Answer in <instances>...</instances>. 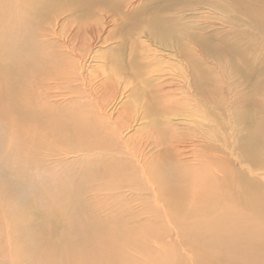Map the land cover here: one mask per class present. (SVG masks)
I'll list each match as a JSON object with an SVG mask.
<instances>
[{
	"label": "bare ground",
	"instance_id": "1",
	"mask_svg": "<svg viewBox=\"0 0 264 264\" xmlns=\"http://www.w3.org/2000/svg\"><path fill=\"white\" fill-rule=\"evenodd\" d=\"M260 1L231 2L244 23L230 37L249 43V29L264 30ZM183 3L0 0V72L15 87L5 96L12 122L3 131L4 165L22 166L4 174V188L15 196L8 194L11 206L0 201V264L86 263L88 247L96 264H186V257L194 264H264V184L243 170L264 174V60L252 62L249 49L226 34L185 30L177 20ZM142 35L164 49L176 46L190 78L160 68L151 84L155 60ZM184 37L203 49L210 68ZM99 43L116 46L92 57L100 70L86 77L85 56ZM221 64L248 90L237 91L229 110L240 128L234 160L242 170L213 144L220 136L210 125L204 133L198 125L180 133L163 116L177 96L190 101L183 97L189 82L206 102L228 109L222 95L232 93L233 80ZM124 79L135 83L128 93ZM137 121L144 122L125 140V125ZM45 130L57 133L49 140ZM159 228L174 232L179 245L172 258L155 250L151 260L147 245H136L149 239L137 234ZM184 246L193 253L178 254Z\"/></svg>",
	"mask_w": 264,
	"mask_h": 264
},
{
	"label": "rangeland",
	"instance_id": "2",
	"mask_svg": "<svg viewBox=\"0 0 264 264\" xmlns=\"http://www.w3.org/2000/svg\"><path fill=\"white\" fill-rule=\"evenodd\" d=\"M132 2L133 6H137L140 4H145L146 2L150 0H129ZM219 2V0H216ZM233 0H227V2L224 3V0H220L222 4H220V7L218 9H213L211 6L203 5V0H184V3L181 5L182 9L180 11V15L177 16L178 24L183 27L185 30L188 31H195L199 36L206 37L208 32H211L212 35L217 34V37H222L223 35H227L229 39L235 41L236 43L239 42V48H245L247 47L249 49L250 57L253 58L251 61L258 63L261 62V60H264V30H257L255 28L248 30V41L249 43H245L240 41L237 38L230 37L227 32L232 30H241L243 28V18L239 17L238 12L236 11L237 6L231 4ZM261 7L263 8L264 12V0L260 1ZM114 26L110 25L108 27L109 29H112ZM141 42H143L147 48L151 52V58L152 61L155 60L154 64L151 67H154V70L152 69L148 76L150 77L151 84H154L156 81L155 79L158 77V73H155V69H164L165 72L169 75H174L176 79V74L184 76L186 79L190 78V67L188 65L187 60L184 58L182 54H180L179 49L176 46H171L170 48H162L159 47L157 44L153 43L147 36L142 35L139 39ZM183 44H188L192 47H195L196 44L192 43L190 44L191 40L187 39L186 37L182 40ZM116 46V43H112L106 46H103L101 43H99L97 46L93 47L92 49L89 48V52L85 56V62L87 65V69L83 70V74L86 77H89V74L92 71H99L100 69H95L97 65L100 63H94L92 61V57L95 55H99L102 52H105L107 50H110L112 47ZM174 47V48H173ZM154 52V53H153ZM194 54L198 55V59L202 63V67L204 68H210L208 64V57L204 56L203 49L201 47H195ZM162 55V56H161ZM94 65V67H92ZM223 69L226 71L224 74L226 76H229L233 81H230L233 83V88H231V94H223L222 97L225 99V102L229 103V107L227 109V104L220 103V106L215 102V105L210 102H206L204 98L196 91L195 87L190 84V93H185L183 95L184 98H189L190 101H180L179 96L175 98V103L173 106V109L170 110L168 115H163L165 120L169 121L170 123L174 124L177 129H179L180 133H184L186 129L189 127L198 125L201 128V131L204 133L206 132V127L210 125L213 130H216L217 134L220 136V138L216 137V140L218 143L213 142V144H222L227 152L230 153L232 156V159L234 161L235 168L237 170H242L241 165L235 161L236 155V148H237V139L240 134V128L237 125L235 115L230 114V106L233 105L232 99L237 98V91L239 92V95H243L248 90L245 86L241 84V80L239 78L233 79L232 78V72L229 68H227L224 64H221ZM158 66V67H157ZM102 75H106L108 71L106 69H103L101 71ZM188 78H187V77ZM123 82H126L127 87L125 91L128 93L129 90L135 86V83L128 84V79H124ZM123 82H121L122 86H124ZM187 83V82H185ZM241 86H238V85ZM234 90V92L232 91ZM15 90V87L12 85V87L9 85V83L6 82L5 76L2 72H0V201L2 203L8 201L9 205L11 206L13 201L10 198L8 194L14 195V192L10 190H6L4 188L5 184V177L8 174V169L10 167L13 169L14 172L18 173L20 172L22 166H20L17 163H13L10 165H4V160L7 157V145H6V138L3 137V131L4 129L8 128L12 122L9 114L5 113L6 110V103L5 100L6 93L9 94V91H11V94ZM127 97V95H125ZM128 98V97H127ZM121 98H118L117 101H120ZM131 102L133 100L129 99ZM214 99H212L213 101ZM227 100V101H226ZM128 100L126 98H122V103H126ZM121 103V104H122ZM263 107H264V99L262 101ZM143 105V103L137 104ZM133 109L132 111L136 110ZM4 116H2V114ZM135 113V111H134ZM140 113V114H139ZM143 112L138 109L137 110V116L142 115ZM167 114V113H166ZM146 120V119H145ZM144 121H137L131 124V128L127 129L125 125L124 137L125 140L130 137V140H132L131 136L135 134V130L138 129L139 123H142ZM29 124V131L30 134H34L31 131V127L33 126L31 123ZM26 124V125H27ZM28 131V132H29ZM43 134H48L50 138L49 140H52L54 138V135L57 133V130L54 132H50V130H45ZM17 141V139H16ZM20 143V142H18ZM152 146H156V144H152ZM157 149L151 150V152H156ZM150 152V153H151ZM157 154V153H156ZM155 154V155H156ZM155 155H153L152 158V165H154V162L158 159L155 158ZM219 158V157H216ZM34 165V164H33ZM151 165V166H152ZM244 171L248 173V175H252L253 178L261 179L264 184V174L260 173L258 170H249L245 167L243 168ZM5 174V177H4ZM43 185L46 184V182L42 183ZM59 186H63L62 184ZM75 187V186H74ZM65 190V189H64ZM14 200L17 197H12ZM2 208V206H1ZM20 209V206L17 207ZM2 210H5V207L2 208ZM6 212H10L7 210ZM153 228L157 229V226H152ZM152 234V235H151ZM173 234V235H172ZM157 236V237H155ZM168 236V237H167ZM175 236V237H174ZM177 235L172 232H161L160 228L159 231H140L137 234L138 238H145L146 240L149 239V241L143 242L136 240V245L138 246H145L147 245V249L149 251H146L148 253H152L149 255V259H154V251L155 250H161L163 253L165 251V258H172L174 253V246L179 245L177 244ZM165 237V238H164ZM148 238V239H147ZM153 238V239H152ZM151 239V240H150ZM158 239V240H157ZM172 239V240H171ZM155 240V242H154ZM163 240V241H162ZM166 240V241H165ZM153 241V242H152ZM160 242V243H159ZM149 243V244H148ZM141 244V245H140ZM149 245V246H148ZM156 245V246H155ZM159 245V246H158ZM163 245V247H162ZM158 246V248H157ZM173 246V247H172ZM154 248V249H153ZM173 250V251H172ZM175 250L178 254L180 252L182 253H193L192 248H188L186 246L184 247H176ZM87 251L91 254L90 259L86 260V263H83L80 261V259H74L73 264H96V257H93L92 254L95 253V251H92L91 248H87ZM172 254V255H171ZM191 256V254H189ZM148 257V256H147ZM186 257V256H185ZM112 259L118 261V258L116 255L112 257ZM159 260V259H155ZM186 264H194L193 263V257L190 259L188 257L185 258ZM154 261V260H153ZM160 261V260H159ZM161 261H163L161 259Z\"/></svg>",
	"mask_w": 264,
	"mask_h": 264
}]
</instances>
